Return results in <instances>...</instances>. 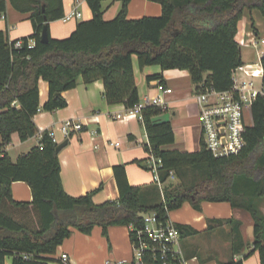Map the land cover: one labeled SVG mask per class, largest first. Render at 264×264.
I'll return each mask as SVG.
<instances>
[{"label": "trees", "instance_id": "trees-1", "mask_svg": "<svg viewBox=\"0 0 264 264\" xmlns=\"http://www.w3.org/2000/svg\"><path fill=\"white\" fill-rule=\"evenodd\" d=\"M19 11L30 12L34 32L9 40L0 30V264H50L57 248L74 229L91 234L102 226L108 236L113 225L141 227L143 215L156 212L166 221L168 212L190 202L201 210L203 202H230L248 210L254 219L253 249L264 264V96L251 105L252 122L245 127L244 149L226 157L214 156L204 145L188 151L166 148L176 141L170 120L157 117L165 109L148 105L143 109V123L149 144L162 159L160 177L165 184L164 197L155 182L151 186L130 183L126 164L114 165L120 196L116 200L94 201L102 185L83 195H72L64 187L57 146L49 130H44L40 144L14 162L6 146L18 133L25 141L38 131L34 117L68 105L63 93L78 85L79 79L90 83L102 79L104 95L110 103H124L128 108L141 101L136 82L133 56L141 68L160 65L162 70H188L195 90L213 86L227 90L233 86L234 71L245 62L236 35L246 10L258 8L264 18V0H151L162 5L159 16L128 18L131 0H119L122 8L113 19L104 18L105 0H87L91 19L80 21L65 38H54L50 22L65 15L64 0H10ZM7 0H0V16H5ZM44 27L49 40L42 42ZM255 32H258L255 29ZM24 44L16 47L17 40ZM35 39L30 47L28 41ZM264 66V54L262 56ZM48 82L44 104L40 98V80ZM166 84L162 73L150 74ZM264 82V77H263ZM83 129V127H82ZM81 129V130H82ZM75 132L72 133V135ZM147 150L148 143L145 144ZM15 181L27 182L32 201L13 197ZM229 224L234 234V251L244 246L242 222L230 218L209 220L208 229ZM182 237L199 231L189 224L176 223ZM132 239V232H130ZM150 259V255L146 256ZM225 264H243V259Z\"/></svg>", "mask_w": 264, "mask_h": 264}, {"label": "crops", "instance_id": "crops-1", "mask_svg": "<svg viewBox=\"0 0 264 264\" xmlns=\"http://www.w3.org/2000/svg\"><path fill=\"white\" fill-rule=\"evenodd\" d=\"M8 6L5 16H0V30H5L9 40L29 36L34 32V24L30 12L17 10L7 0ZM104 18L107 20L117 16L122 8L119 0H105ZM77 9L82 12L81 18L64 20L63 18L50 22V33L54 38L69 36L80 21L93 17L92 9L87 0H64L65 15ZM163 12L162 5L151 0H131L128 6V18L143 16H159ZM259 19L257 13L246 10L244 17L239 21L237 41L241 44L242 58L245 64L257 62L264 52L263 16ZM259 24L257 31L252 29V22ZM263 32V33H262ZM243 33L240 37L239 34ZM257 36L258 44L246 45L245 40L251 34ZM244 48L251 49L248 57L243 55ZM259 55V56H258ZM258 56V58H256ZM136 82L140 98L144 95L158 94L156 84L158 79L148 81L147 76L162 73L166 85L173 88L172 93L165 94V111L157 118L170 120L176 141L166 148L195 151L201 146V123L199 106L195 99V86L188 70H162L160 65H149L141 68L137 56H133ZM105 86L102 79L86 83L82 78L78 85L67 90L63 95L68 100L64 108L53 111L40 110L34 117L39 131L29 139L22 141L18 133L12 135L6 149L14 162L23 153H28L34 146L40 144L44 130L54 131L57 143L69 139L60 152L62 179L66 191L78 196L98 188L102 189L94 194V201L101 203L105 200H116L120 196L117 185L114 165L126 164L128 178L131 184L151 186L155 184L154 175L148 164V150L145 144L149 142L146 127L140 117L129 118L128 107L124 103H110L104 95ZM48 82L40 80V98L44 104L48 98ZM121 115V118L117 116ZM251 116V111L248 116ZM66 121H77L83 129L66 137L61 127ZM249 122V123H251ZM147 139V140H146ZM147 141V142H146ZM2 137L0 136V144ZM169 181L166 182V184ZM13 197L17 201H32L33 193L30 185L25 181H15L12 185ZM187 203V202H185ZM190 212L188 220L183 218V224H189L199 232L182 237L180 245L183 255L189 264H225L232 260L243 259V264H260L258 251L247 256L253 249L254 219L252 214L243 208L233 207L230 202H203L202 209ZM169 217L172 221L171 211ZM242 222L241 232L244 246L239 252L234 251V234L229 224L208 229L209 220L214 218H230ZM175 222V221H174ZM178 223V222H175ZM108 236L102 226H96L91 234H85L77 229L65 239L57 248L54 257L61 259L67 253L70 264H108V261H125L132 264V239L129 225H113L109 227ZM6 264H11L7 258ZM50 264H60L51 262Z\"/></svg>", "mask_w": 264, "mask_h": 264}, {"label": "built area", "instance_id": "built-area-1", "mask_svg": "<svg viewBox=\"0 0 264 264\" xmlns=\"http://www.w3.org/2000/svg\"><path fill=\"white\" fill-rule=\"evenodd\" d=\"M82 12L73 9L64 15V20L81 18ZM264 43V38L262 42ZM24 44L22 39L16 41L15 46L21 47ZM30 47L35 46V39L28 41ZM245 44L257 46L256 37L245 40ZM257 62L244 64L237 68L233 74V86L227 90H218L213 86H204L195 90V99L199 106L201 123V138L206 148L216 157H226L240 153L247 144L244 132L248 124V114L251 105L258 96H264V66L262 56ZM158 94H147L141 101L132 108H128V117H140L143 120V109L148 105L166 104L165 94L172 93L173 88L158 81L156 84ZM121 118V115L117 116ZM82 124L77 121H66L61 130L66 137L73 132L80 131ZM54 141L57 136L50 131ZM148 164L154 175L162 196L164 197L165 182L160 177L162 159L158 157L148 142ZM171 178H175L171 172ZM170 212V211H169ZM168 212V215H169ZM144 223L141 227L129 225L132 232V264H189V260L183 255L180 239L181 233L176 223L170 219L162 221L156 212H149L143 215ZM150 255V259L146 256ZM63 262L70 264L67 253L61 255ZM125 261H108V264H124Z\"/></svg>", "mask_w": 264, "mask_h": 264}, {"label": "rangeland", "instance_id": "rangeland-1", "mask_svg": "<svg viewBox=\"0 0 264 264\" xmlns=\"http://www.w3.org/2000/svg\"><path fill=\"white\" fill-rule=\"evenodd\" d=\"M255 10V12L257 13V16L259 17V19H262V14H261V12H260V10L258 9V8H255L254 9ZM263 23H264V20H263ZM264 25V24H263ZM258 26H259V24L255 21V19L253 20V22H252V29L253 30H255V29H258ZM259 27H263V26H259ZM263 33V32H262ZM243 35V33H240L239 34V36L241 37ZM256 37V39H258L257 38V36L255 35V34H251V37ZM259 42H262V38H260L259 39ZM251 53V49L249 50V48L247 49V48H244V51H243V55H244V57L245 58H247L248 57V53ZM259 56V55H258ZM258 56H256V58H258ZM248 123L249 122H251V116L249 115L248 116ZM147 140V139H146ZM147 142V141H146ZM152 173V172H151ZM176 183L177 182V178L175 177V178H171L170 180H169V182L166 184V185H168V184H170V183ZM160 190V189H159ZM160 194H162L161 192H160ZM260 208H261V211L264 213V199H262V201H261V204H260ZM193 208L191 207V203L190 202H187V203H184L180 208H177V209H174V210H171V216H172V218H173V220L175 221V222H178V223H181L182 222V220H183V218L185 219V220H188V218H189V216L191 217V215H190V212H193V210H192ZM130 262H133V252H132V254H131V257H130Z\"/></svg>", "mask_w": 264, "mask_h": 264}, {"label": "water", "instance_id": "water-1", "mask_svg": "<svg viewBox=\"0 0 264 264\" xmlns=\"http://www.w3.org/2000/svg\"><path fill=\"white\" fill-rule=\"evenodd\" d=\"M48 40H49L48 28L44 27L43 32H42L41 41L48 42ZM68 143H69V139H66L65 141L59 143L57 146V151L60 152L66 145H68Z\"/></svg>", "mask_w": 264, "mask_h": 264}]
</instances>
